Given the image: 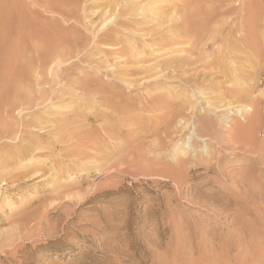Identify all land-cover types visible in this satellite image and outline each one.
I'll use <instances>...</instances> for the list:
<instances>
[{
    "label": "rangeland",
    "instance_id": "1",
    "mask_svg": "<svg viewBox=\"0 0 264 264\" xmlns=\"http://www.w3.org/2000/svg\"><path fill=\"white\" fill-rule=\"evenodd\" d=\"M86 1L85 10L67 15L56 9L59 0H0V96H3L0 97V169L9 161V175L0 174V264H264V154L261 160H257L256 152L233 149L226 144L220 146L217 140H199L200 136H196L197 145H191L194 137L190 130L187 131L186 145L182 140L176 142L178 137L174 142L168 139L161 143L154 133L163 131V115L167 109L163 102L146 111L136 107L133 113L126 115L131 124L109 162L85 158L87 148L82 146L83 139H89L87 131L91 129L99 135L97 122L93 128L80 126L84 128L83 134L78 125L84 120H75L65 131L64 135L73 131V137L66 142H57L52 132L46 133L54 130L52 127L57 123L52 121L60 116L59 112L72 108L66 106L68 103L79 107L78 110L85 114L89 108L95 107L100 98L91 99L78 88L80 94L66 92L22 111L28 114L26 120L32 119L30 115L48 111L46 116L51 124L48 121L41 124L46 129L40 131L37 127L36 131H18L21 140L14 134L4 136L8 134L7 127L3 126L8 121L4 118L5 113L2 116L4 109L15 100L20 88L26 91L33 87V95L31 89L28 90L33 99L38 87L30 81L41 76L42 73L38 74L40 61L69 48L70 36L75 38L73 43L79 50L84 49L80 54L87 50L91 52L89 48L96 46L92 43L96 40L94 31L90 29L101 24V18L92 14L98 8L99 0ZM196 1L190 2L189 6L198 7ZM183 5L182 2L179 5L182 11L178 14L179 19H182ZM216 5L206 4L211 11ZM234 5L240 6L238 2ZM243 5L242 9L227 14L228 23L224 27V35L229 38L238 39L237 35L241 34L245 37L242 46V41H237L236 49L229 52V46L224 44L221 54H255L253 34L259 39L257 54H264V0H243ZM171 7L164 9L172 13ZM241 15H244L243 19ZM88 19L96 21L90 23ZM253 21L256 24L253 25ZM167 25L169 23L163 33L168 32ZM241 25L240 34L237 31ZM81 35L90 36L86 49ZM175 47L186 49L184 52L180 50L181 54H201L198 52L201 47L199 39L193 36ZM192 48L194 51L188 52ZM202 50L203 54H217L219 49L202 47ZM74 54L57 69L60 76L58 78L55 74L57 81H62V76H68L72 69L81 67L87 74L95 66L83 62L77 52ZM94 54H97L96 58L99 56V53ZM110 60L123 63L114 56H110ZM141 77H130L134 83L130 89L136 103L148 95L144 81H139ZM108 79L112 80V77ZM259 79L254 95L264 91V62ZM41 87L46 89L49 85L43 83ZM54 87V95H57L62 84L57 83ZM259 96L264 99L262 93ZM149 99L150 95L146 100L148 105ZM16 109L14 115L18 114V117L17 111L21 107ZM206 111L202 110L204 115H207ZM220 112L211 115L215 121L218 119L216 122L239 117L234 116L233 111ZM260 114L261 126L254 137L258 143L255 149L259 151L264 147V110ZM144 128L147 131L143 132ZM38 134L46 139L47 145L44 142L45 146L34 150L36 144L29 135ZM82 135L84 138L77 141ZM175 144L176 148L190 145L183 162L174 161L170 156ZM21 146L27 152L17 153ZM71 153H75L74 156ZM30 163L33 164L30 166ZM29 198L30 201L25 203Z\"/></svg>",
    "mask_w": 264,
    "mask_h": 264
},
{
    "label": "bare ground",
    "instance_id": "2",
    "mask_svg": "<svg viewBox=\"0 0 264 264\" xmlns=\"http://www.w3.org/2000/svg\"><path fill=\"white\" fill-rule=\"evenodd\" d=\"M124 1L99 0V5H97L98 8L96 7L95 11H92V14L94 13L98 19L101 18V24L93 30L88 27V29L94 31V37L96 38V40L92 42L93 44H96V46L89 48L91 52H88L89 50H87L88 53L80 54L84 49L79 50L77 45L73 43L75 38L70 36L68 43L71 45L68 46L69 48H63L58 54L55 51L56 54H50L47 59L40 61V64H38V74H42L39 77L36 76L33 81H30L31 84H34L35 86L37 85L38 87V89H36L37 93H35L33 99H31L33 87H29L26 91L20 88L16 94L15 100L10 98L11 101L12 99L14 100L12 103H8L10 101L7 100L5 101L10 105L8 107L7 104L6 107L8 108L4 109L5 112H3L2 115L4 117L5 113L6 117L4 118L8 119V121L5 120V124L2 122V124H4L3 126L7 127L6 132L8 133L4 136L14 134L16 139L21 140V134L18 131L26 129L36 131L35 129L37 127H40V131L46 129L41 126V124L46 121H48V123L51 122L46 116V112L48 111H43L40 115H30L32 119L28 120H26L28 114H24L22 111L35 108L41 103V100L42 102L47 99L51 101V99L57 96L65 95L66 92L71 93L73 91L74 93L80 94L81 92L78 91V89H80L90 98H100L99 101L95 102V107L92 106L94 108H89L85 114L78 110L79 107L71 105L72 103H68L66 106L72 108L70 110L68 109L66 112H59L60 116L57 119L55 118L56 121H52L57 123L55 124V127H52L54 130H46L47 132H45L47 134L48 132H52V136L55 135L54 140H58L57 142H66L73 137V131L72 133L70 132L67 135H64L65 131L72 127L71 124H73L75 120V122H78V119L84 120L85 123H79V128L80 126L85 127L84 125L93 128L95 122L99 123V135H97V132L94 129H91L92 132L91 130L87 131V136L89 137L88 140L84 138V135H82V137L79 136V140L77 139V141H80L82 140L81 138H84L82 146L83 148H87L85 149L86 152L84 151L86 159L91 158L95 161L107 160V162H109L111 157L113 158L117 147L121 146L123 137H125L127 133L126 128L131 124L129 121L130 118H127L126 115H128V113H133L136 107L142 111H146L147 109L152 108V106H155V104L163 102L167 108L163 115V131L161 133H154V136L156 135L161 143L166 142L168 139V141L171 140L174 142L178 137L176 142L182 140L185 142L183 144L186 145L188 142L187 131L190 130L194 137L191 141V145H197L198 140L196 136H200L199 140H206L207 138L215 139L220 146L226 144L233 149L241 148L247 151L256 152V159L261 160L263 157L262 153L264 154V147L261 151L258 149L256 150L255 146L256 144L258 145V143L255 142L256 139H254V137L256 138L259 125L261 126V119H258V117L261 115L260 113L262 110H264V99L259 96L261 93L264 95V91H260L254 95L256 91L255 89L260 83L259 76L262 70V63L264 62V54H257V44L259 39H257L256 34H253L254 39L252 40L255 54H221L224 49V44L228 45V51L232 52V50L236 49L238 45L237 41H242V46L243 39H245L241 34L243 29L242 25L237 31L241 34V36L237 35L238 39L233 37L229 38L224 35V27H226L225 25L228 23L226 19L227 14L234 12L238 8L242 9V6H244L243 0H198L199 5L196 4L198 7L195 9L192 8V4L189 6L191 0ZM245 1L247 2V0ZM56 2L54 1V3ZM86 2V0H59L56 9H59L62 13L68 15L69 12L85 10L86 6H84V3ZM181 2L184 5L183 13L180 15L182 19H179L178 14L182 12L179 8ZM193 2L196 3L197 1L195 0ZM237 2L240 6L234 5L235 3L237 4ZM207 3L217 5L214 7V10L211 11L206 6ZM253 4L256 3L253 2ZM170 6H172L171 8L174 10L172 13L169 12V10L164 9L165 7L169 8ZM189 7L193 10L191 8L189 10ZM243 16L244 15H241L242 19ZM88 20L90 23L96 21V19L94 21H92L93 19ZM31 21L30 24H33ZM242 22L243 21H241L240 24ZM168 23V32L163 33L166 24ZM252 24L254 25L256 22L253 21ZM253 27H251V29ZM254 28H256V25ZM81 36V41L86 49L87 45L90 43V36ZM192 36L199 39L201 47L198 49V52H201V54H181L180 52H184L186 49L175 46H177L180 41ZM202 47H215L219 50L217 54H203ZM71 48L76 49V51L71 50ZM193 51L194 48L188 50V52ZM75 52L78 53L76 55L79 56L83 62H88L89 64L94 63L95 66H93L92 70L87 74L83 73L85 72L84 68L78 67L75 68V70L72 69L68 76H62L61 80H66L65 83L57 81L55 79L58 76L57 69L62 68L66 58L75 56ZM94 53H99V56L97 58L94 57L97 55ZM45 55L48 56V54ZM110 56H114L118 62L123 63L111 62ZM77 70L80 72L77 73ZM48 75H51V77ZM136 75H142L139 81H144L143 85L148 88V95H150V102L148 101L149 105L146 101L148 95L141 97L138 103L133 101L134 97L132 96L130 88L134 83L130 77ZM59 77L60 76H58V78ZM108 77H112V80L108 79ZM43 83L48 84L49 88H42L41 84ZM57 83H61L62 88L57 95H54L56 93L54 85ZM125 86L128 90H126ZM30 89L31 92L28 91ZM52 103H54V101H52ZM1 105L3 106V103ZM18 107H21V109L17 111L19 116L16 117L18 114L15 116L14 111ZM1 108L3 109V107ZM83 109L85 108L83 107ZM202 110H207V115H204V111L202 112ZM224 110H229V112L233 111L235 113L234 116L239 117L235 119L228 117L227 121L223 123L216 122L218 119L216 121L212 119L211 115ZM134 117L137 118L138 116L134 115ZM0 120L2 121V119ZM136 120L137 119L133 122H136ZM83 129H81V131L85 134ZM142 131L145 132L147 130L144 128ZM136 134L138 135V132H136ZM207 134L212 135L206 137L205 135ZM1 137L2 136H0V139ZM29 138L34 144H36L34 147L35 149L33 148L34 150L41 146H45L46 139L43 140L44 137L41 136V134L35 136L29 135ZM46 138L48 139L47 136ZM119 139H121L120 142L117 141ZM176 144L174 145V151L170 156L174 161L183 162L185 160L183 156L188 155L189 151L187 148L190 145L185 146L184 148L179 145L180 147L178 146L176 148ZM207 145L209 147V143H207ZM18 149L17 153L19 154L27 152L23 146ZM70 150L71 149H69V151ZM209 153H212V151ZM181 154L182 156L179 157ZM68 155L70 154L68 153ZM21 157L23 156H20V158ZM6 160L8 161V159ZM92 160L90 162H92ZM8 162H5L2 169H0L1 176L9 175ZM83 162L88 161L83 160ZM23 164L27 165L26 162ZM32 164L30 163V166ZM66 165L67 163L65 166ZM124 165H126V163ZM35 172H38V169ZM65 179H67V177ZM30 199L31 198L27 199L25 203L29 202ZM7 200L10 199L7 198ZM9 202L11 201H8V203Z\"/></svg>",
    "mask_w": 264,
    "mask_h": 264
}]
</instances>
